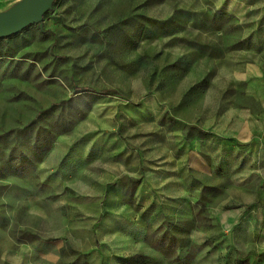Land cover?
Returning <instances> with one entry per match:
<instances>
[{"label": "rangeland", "instance_id": "obj_1", "mask_svg": "<svg viewBox=\"0 0 264 264\" xmlns=\"http://www.w3.org/2000/svg\"><path fill=\"white\" fill-rule=\"evenodd\" d=\"M17 1L0 0V11ZM43 22L0 41V250L40 237L28 203L44 193L39 166L54 149H76L65 137L80 123V138L117 124L135 162L156 126L146 117L232 123L243 107L260 109L239 78L264 66V0H57ZM117 224L135 261L164 235L159 259L176 256L168 221L144 242L139 228Z\"/></svg>", "mask_w": 264, "mask_h": 264}, {"label": "crops", "instance_id": "obj_2", "mask_svg": "<svg viewBox=\"0 0 264 264\" xmlns=\"http://www.w3.org/2000/svg\"><path fill=\"white\" fill-rule=\"evenodd\" d=\"M239 79L259 111L243 107L233 124L222 114L199 125L146 117L156 126L135 162L133 148L118 140L117 124L80 138V123L75 137H65L79 140L76 149H54L38 169L44 193L28 203L44 232L3 247L0 264H264V66ZM118 220L139 228L143 242L168 221L176 227V256L159 259L168 241L163 234L161 247L145 242L146 260L135 261L128 230L126 242H118Z\"/></svg>", "mask_w": 264, "mask_h": 264}, {"label": "water", "instance_id": "obj_3", "mask_svg": "<svg viewBox=\"0 0 264 264\" xmlns=\"http://www.w3.org/2000/svg\"><path fill=\"white\" fill-rule=\"evenodd\" d=\"M55 1L19 0L8 9L0 11V38L18 34L34 24L44 29V15L53 8Z\"/></svg>", "mask_w": 264, "mask_h": 264}, {"label": "trees", "instance_id": "obj_4", "mask_svg": "<svg viewBox=\"0 0 264 264\" xmlns=\"http://www.w3.org/2000/svg\"><path fill=\"white\" fill-rule=\"evenodd\" d=\"M57 1V0H56ZM55 1V2H56ZM17 34H15V35H12V36H10V37H7V38H12V37H14V36H16ZM3 39H5V38H0V41H2ZM81 90H89V91H93V89L91 88V87H81ZM105 92H107V91H105ZM34 122L33 121H31L30 123H28V126H30V125H32ZM71 129V127H67V128H65L64 130L65 131H68V130H70Z\"/></svg>", "mask_w": 264, "mask_h": 264}]
</instances>
